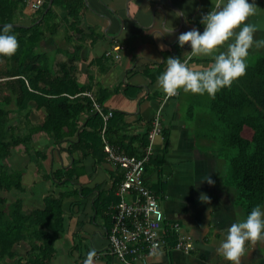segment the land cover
<instances>
[{
  "label": "crops",
  "instance_id": "crops-1",
  "mask_svg": "<svg viewBox=\"0 0 264 264\" xmlns=\"http://www.w3.org/2000/svg\"><path fill=\"white\" fill-rule=\"evenodd\" d=\"M214 2L85 0L79 21L74 26L71 25L72 20H62V12L57 9L54 22L60 25L55 34L46 33L38 47L39 53L51 57L54 66L75 57L77 81L90 87L86 93L91 97L94 93L102 95L111 91L100 108L122 115L124 130L119 134L115 124L113 130L116 139L119 135L130 141L126 140L128 146L132 144L139 148L140 139L146 134L148 140L151 122L154 117H159L161 131L150 146L152 156L146 166V185L158 193L165 222L178 224L179 232L189 237L193 250L189 253L177 249L161 250L150 258L151 264H230L216 249L227 227L246 216L236 206L235 192L226 183L225 162L218 158L217 149L209 147L210 136L206 126L210 110L206 109L207 116L203 113L198 114L201 118L195 117L191 112L192 105L200 103L198 93L181 89L175 96L167 97L158 84V75L166 68L168 56L179 55L184 59L190 55L187 45L181 48L177 43L179 34L192 27L202 28L201 15ZM256 4L257 11L247 22L258 26L257 38H264V0H256ZM35 14V10L25 4L20 24L30 25L36 19ZM115 45L121 47L118 59L106 55ZM254 48L249 50V55ZM209 61L210 57L198 56L192 57L189 64L193 68H201ZM30 110L34 117H31V122L39 123L43 110L37 109L33 103ZM87 116L79 117L80 129ZM35 135L31 152L22 154L30 165L24 162L14 167L21 172L22 190L7 193L9 200H19L24 212L42 210L48 194L57 195L66 189L62 186L65 179L59 178L53 183L52 173L58 170L64 173L73 166L80 175L65 182L71 185L67 189H92L84 196L81 193L72 196L71 193L64 199L65 231L55 243L50 264H120L109 251V221L104 213L95 210L93 201L99 194L97 188L106 193L118 182L121 170L97 151L100 163L95 155L84 156L82 149L69 152V141H76V137L56 142L42 132ZM35 150L45 156L42 171L35 162L39 156ZM13 156L12 153L10 158ZM46 174L49 175L47 180L43 178ZM208 176L214 183L208 182ZM49 186L53 190H48ZM202 192L211 199L200 200ZM256 244V241L246 242L241 264H247L243 260L247 250ZM14 249L24 260L29 244L21 241ZM262 259L257 264H262Z\"/></svg>",
  "mask_w": 264,
  "mask_h": 264
},
{
  "label": "trees",
  "instance_id": "trees-1",
  "mask_svg": "<svg viewBox=\"0 0 264 264\" xmlns=\"http://www.w3.org/2000/svg\"><path fill=\"white\" fill-rule=\"evenodd\" d=\"M48 2L46 0L41 9L35 11L36 19L26 26L19 22L24 0H0V27L12 23L19 40L14 55L0 56V264H50L55 243L65 231L64 199L71 193L72 196L78 193L84 196L92 191L76 187L57 195L48 194L42 210L24 212L19 200L7 198V193L22 190L21 172L12 169L8 163L13 149L22 146L25 153H30L33 136L42 132L56 142L76 137V141H69V152L82 149L84 156L95 155L99 163L96 151L105 158L101 137L103 120L95 111L93 101L101 107L111 91L102 95L94 93L92 97L84 95L90 87L77 81L75 57L54 66L48 54L38 51L46 33L55 34L60 25L54 22L58 15L56 10L62 12V20H72L74 26L79 21L85 0H53L45 12ZM32 103L43 110V118L36 124L29 119ZM209 110L211 116L206 126L209 142L217 147L218 158L226 164V183L235 192L236 206L247 215L253 206L264 203V54L249 64L246 73L234 80L230 87L211 96ZM83 114L88 116L80 129L78 120ZM113 124L119 134L124 130L121 114H112L108 119L105 140L128 155L141 157L148 144L147 134L140 139L139 148H134L132 144H126L125 136L118 135L116 139ZM41 153L35 150L39 155L35 162L40 171L45 159ZM150 162L151 159L146 166ZM79 175L73 166L64 173L62 170L53 172L52 179L53 183L59 178L70 182ZM43 178L47 180L49 175H43ZM121 178L122 172L118 182L106 193L97 188L99 194L93 201L95 210L104 213L109 221L108 232L111 228L109 214L111 206L119 200L115 192ZM65 182H62L63 187ZM167 236L171 248L176 243V233L170 231ZM21 241L29 244L24 260L14 249Z\"/></svg>",
  "mask_w": 264,
  "mask_h": 264
},
{
  "label": "clouds",
  "instance_id": "clouds-1",
  "mask_svg": "<svg viewBox=\"0 0 264 264\" xmlns=\"http://www.w3.org/2000/svg\"><path fill=\"white\" fill-rule=\"evenodd\" d=\"M257 11L256 0H215L201 15L203 27H192L179 34L177 43L188 46L190 55L166 58V68L158 75V84L168 96L181 89L193 93L215 96L224 87L244 75L248 67L249 50L264 48V38H257L258 26L247 22ZM12 23L0 27V56H12L19 47ZM210 57L201 68L189 64L192 57ZM209 183H214L211 176ZM208 201L211 197L202 192L199 197ZM264 238V203L251 208L245 218L231 223L216 251L230 264H241L247 241Z\"/></svg>",
  "mask_w": 264,
  "mask_h": 264
},
{
  "label": "built area",
  "instance_id": "built-area-1",
  "mask_svg": "<svg viewBox=\"0 0 264 264\" xmlns=\"http://www.w3.org/2000/svg\"><path fill=\"white\" fill-rule=\"evenodd\" d=\"M46 0H24L32 10L41 9ZM121 47L115 45L106 55L119 58ZM84 95H91L84 93ZM169 97L168 95H166ZM175 96V95H173ZM94 109L101 115L103 127L101 137L104 143L106 161L122 172V178L116 188L118 202L111 206L109 214L110 231L107 233L109 251L120 264H151L152 257L161 250L177 249L189 253L193 245L189 237L179 232L178 224L165 222L164 213L157 195L146 185V164L151 159V143L161 131L159 117H154L148 133L149 143L141 157L131 156L119 147L112 146L104 138L108 119L113 112H103L93 102ZM176 233V243L169 248L168 234Z\"/></svg>",
  "mask_w": 264,
  "mask_h": 264
},
{
  "label": "rangeland",
  "instance_id": "rangeland-1",
  "mask_svg": "<svg viewBox=\"0 0 264 264\" xmlns=\"http://www.w3.org/2000/svg\"><path fill=\"white\" fill-rule=\"evenodd\" d=\"M263 53H264V48L258 49V48L255 47L252 50V52H251L252 55H249L248 56V64H253L256 61V59L258 57H260V55H263ZM198 98L200 99V101H198L200 103H199V105H195V106L192 105L193 107H192V112L191 113H192V115L195 114L194 115L195 117L198 114H203V113H205L206 116H207L208 113L206 112V109L207 108L209 109L211 95H208V94H199L198 93ZM31 117L34 118L32 115H30V118H29L30 121L33 120V119H31ZM199 118H201V115L199 116ZM195 119H197V118H195ZM38 121H40V120L38 119ZM198 121L201 122V120H198ZM209 147H212L214 150L217 149L216 146L214 147V144L213 143H210L209 144ZM16 151L18 152V155L16 154ZM24 153H25V150H24V148L22 146H18V147H16V148L13 149L14 156H13V158H10V160L8 161L9 162V165L11 166L12 169H14V167L17 164L21 165L24 162L27 163V157L26 158H25V156L22 157V154H24ZM216 153H217V151H216ZM27 164H29V162ZM225 170L226 171L224 173H226V175L228 176L227 167H226ZM68 186H69V183H67L64 188H66V189L68 188L69 189ZM70 187H71V185H70ZM49 189H52V187L49 186L48 187V190ZM256 242H257V244L254 246L255 248L252 247V246H251V248H248L247 254H246L245 258L243 259L247 264H257L260 261L261 258H263L262 259V264H264V238L259 239ZM256 260H257V262H256Z\"/></svg>",
  "mask_w": 264,
  "mask_h": 264
},
{
  "label": "water",
  "instance_id": "water-1",
  "mask_svg": "<svg viewBox=\"0 0 264 264\" xmlns=\"http://www.w3.org/2000/svg\"><path fill=\"white\" fill-rule=\"evenodd\" d=\"M52 2H53V0H49V2H48V6H47V8H46V10H45V12L51 7V5H52Z\"/></svg>",
  "mask_w": 264,
  "mask_h": 264
}]
</instances>
